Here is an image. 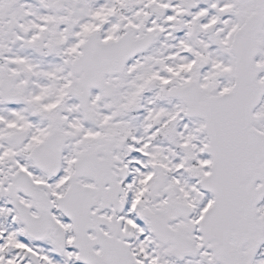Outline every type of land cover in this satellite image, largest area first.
<instances>
[{"label":"snow or ice","instance_id":"obj_1","mask_svg":"<svg viewBox=\"0 0 264 264\" xmlns=\"http://www.w3.org/2000/svg\"><path fill=\"white\" fill-rule=\"evenodd\" d=\"M0 264H264V0H0Z\"/></svg>","mask_w":264,"mask_h":264}]
</instances>
